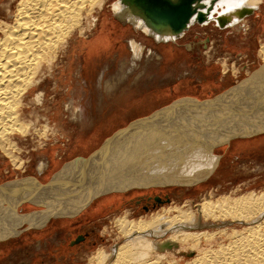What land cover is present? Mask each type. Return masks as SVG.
Here are the masks:
<instances>
[{
    "label": "bare ground",
    "instance_id": "1",
    "mask_svg": "<svg viewBox=\"0 0 264 264\" xmlns=\"http://www.w3.org/2000/svg\"><path fill=\"white\" fill-rule=\"evenodd\" d=\"M107 1L17 0L7 19H0V151L14 168H24L25 161L13 139L16 135L39 131L31 121H26L28 108L41 100L39 94L31 97V93L60 51L70 46L73 33L82 37L85 23L89 30V25L95 23V11L102 12ZM261 3V0H219L208 18L214 21L215 16L225 17L234 9L246 6L255 9ZM110 8L119 22L130 24L155 43L168 45L175 40L169 34L149 29L130 0H114ZM242 19L238 21L233 15L223 28L229 27L233 32L241 27L246 30L247 21ZM131 48L139 58L141 45L131 42ZM257 54L260 67L238 85L204 102L188 97L179 99L146 118L135 120L88 158L73 159L63 165L50 182L43 184L36 177H26L0 184V240L16 234L23 223L37 228L52 216L74 217L105 193L150 185L191 186L206 180L217 164L218 157L212 152L215 146L264 132V41ZM227 69L224 64L222 73ZM186 118L202 123L196 126H209L207 132L204 129V137L203 133L199 135L202 138L195 134L196 138L185 140L187 143L181 149L148 151L152 146L149 144L158 138L178 143L181 138L174 132L182 126L189 127L184 122ZM194 143L197 148L193 147ZM141 159H152L153 163L145 164ZM45 167L40 164L39 173ZM210 196L186 207L185 203L166 205L148 217L129 218L125 212L118 215L114 225L121 241L108 249L96 248L86 264H264V189ZM23 202L43 209L19 213ZM181 251L191 252L192 256L181 263L174 258Z\"/></svg>",
    "mask_w": 264,
    "mask_h": 264
},
{
    "label": "rangeland",
    "instance_id": "2",
    "mask_svg": "<svg viewBox=\"0 0 264 264\" xmlns=\"http://www.w3.org/2000/svg\"><path fill=\"white\" fill-rule=\"evenodd\" d=\"M16 1L0 0V19H7ZM113 1L108 0L102 12L95 11L94 25H89L88 30L85 23L82 33L78 32L82 37L73 33L70 46L60 51L58 61L31 93V97L39 94L41 100L28 108L26 121H31L40 132L16 135L13 139L21 150L24 168H14L0 151V184L26 177H36L43 184L50 182L63 165L73 159L88 158L135 120L185 97L199 102L213 99L260 67L257 51L264 41V0L250 15L244 16L246 30L219 28L212 20L194 22L180 38L168 40V45L155 43L130 24L119 22L111 12ZM113 24L121 30L113 28ZM134 40L142 48L139 58L131 48ZM224 64L229 69L222 73ZM184 122L189 127L182 126L174 132L181 138L178 143L158 138L149 144L153 147L148 146V151L181 149L188 139L202 138L209 129L205 124L196 126L202 124L198 120ZM193 147L197 148V143ZM212 152L218 157L216 167L200 183L150 185L105 193L74 217L52 216L37 228L23 223L16 234L0 240V264H86L96 248L108 249L121 241L114 219L124 212L129 218L148 217L166 205H194L209 194L214 198L224 193L238 195L264 189V132L235 138L230 144L215 146ZM141 160L153 163L152 159ZM40 164L47 168L39 173ZM41 209L26 202L18 212L27 214ZM190 253L181 251L174 258L182 263L192 256Z\"/></svg>",
    "mask_w": 264,
    "mask_h": 264
},
{
    "label": "water",
    "instance_id": "3",
    "mask_svg": "<svg viewBox=\"0 0 264 264\" xmlns=\"http://www.w3.org/2000/svg\"><path fill=\"white\" fill-rule=\"evenodd\" d=\"M130 1L132 2V6L136 10H139L149 29L156 33L164 32L177 39L180 38L194 22L202 24L206 21H210V18H208L209 14L214 4L219 0ZM253 10L254 9L247 7L234 9V12L225 14V17L215 16L214 22L219 28H223L233 15L234 19L236 18L239 20L244 16L250 15ZM156 200L158 199L156 198Z\"/></svg>",
    "mask_w": 264,
    "mask_h": 264
},
{
    "label": "crops",
    "instance_id": "4",
    "mask_svg": "<svg viewBox=\"0 0 264 264\" xmlns=\"http://www.w3.org/2000/svg\"><path fill=\"white\" fill-rule=\"evenodd\" d=\"M24 203V202H23ZM26 203V202H25Z\"/></svg>",
    "mask_w": 264,
    "mask_h": 264
}]
</instances>
